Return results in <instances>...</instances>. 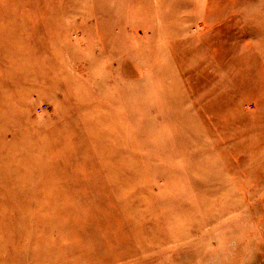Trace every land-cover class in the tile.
<instances>
[{
    "label": "rangeland",
    "instance_id": "obj_1",
    "mask_svg": "<svg viewBox=\"0 0 264 264\" xmlns=\"http://www.w3.org/2000/svg\"><path fill=\"white\" fill-rule=\"evenodd\" d=\"M0 264H264V0H0Z\"/></svg>",
    "mask_w": 264,
    "mask_h": 264
}]
</instances>
